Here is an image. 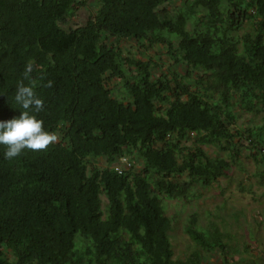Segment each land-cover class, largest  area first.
I'll list each match as a JSON object with an SVG mask.
<instances>
[{
    "label": "trees",
    "instance_id": "trees-1",
    "mask_svg": "<svg viewBox=\"0 0 264 264\" xmlns=\"http://www.w3.org/2000/svg\"><path fill=\"white\" fill-rule=\"evenodd\" d=\"M96 2L66 29L78 0H0V121L24 111L22 81L44 102L30 114L60 137L11 160L0 145V264H264V241L240 247L196 212L184 228L195 249L175 257L163 202L197 196L245 152L264 203V0ZM121 39L160 42L198 74L157 76ZM236 109L262 122L242 127Z\"/></svg>",
    "mask_w": 264,
    "mask_h": 264
},
{
    "label": "rangeland",
    "instance_id": "rangeland-1",
    "mask_svg": "<svg viewBox=\"0 0 264 264\" xmlns=\"http://www.w3.org/2000/svg\"><path fill=\"white\" fill-rule=\"evenodd\" d=\"M78 1L81 4H78L73 17L67 21L66 29L85 23L96 11V0ZM178 3V1L166 3L165 7L172 11ZM118 44L128 56L150 60L153 72L157 76L162 73L170 76L173 72L186 77L185 80L188 82L189 75L194 78L198 74L196 69L189 68L179 56L168 53L166 47L160 42H148L142 45L135 39H121ZM186 71L190 74L187 75ZM119 82L120 80L113 79L110 83V88L115 94L121 93ZM236 112L238 113L237 123L242 127H254L262 122V111L250 113L236 109ZM204 148L210 154L224 155L230 159V155L220 151L217 146L210 145ZM90 161L100 167L107 165L105 158L91 157ZM118 163H121V159ZM140 164V161L136 162V169ZM260 168L261 166H257L244 152L232 163L227 176L220 177L211 187L199 189L197 196L163 197L165 214L173 219L169 233L175 257H185L195 249L193 240L184 230L192 212L197 213L199 223L202 225L216 221L222 229L236 237L240 247L243 243H252L251 239L255 236L260 243H263L264 231L260 226L262 219L260 213L264 203L260 197L262 187L256 182L257 169ZM101 199L106 200L104 194H101Z\"/></svg>",
    "mask_w": 264,
    "mask_h": 264
},
{
    "label": "clouds",
    "instance_id": "clouds-1",
    "mask_svg": "<svg viewBox=\"0 0 264 264\" xmlns=\"http://www.w3.org/2000/svg\"><path fill=\"white\" fill-rule=\"evenodd\" d=\"M33 70V64H27L23 73L24 78L29 79ZM52 86L53 82L50 80L45 85ZM15 102L24 109L21 115L8 121H0V145L6 146L5 159L17 158L25 150L47 151L51 145L59 141L60 137L56 132L45 130L44 122L29 112L31 109L39 113L44 109V102L38 98L33 86H25L21 81L17 85Z\"/></svg>",
    "mask_w": 264,
    "mask_h": 264
},
{
    "label": "built area",
    "instance_id": "built-area-1",
    "mask_svg": "<svg viewBox=\"0 0 264 264\" xmlns=\"http://www.w3.org/2000/svg\"><path fill=\"white\" fill-rule=\"evenodd\" d=\"M124 160V159H123Z\"/></svg>",
    "mask_w": 264,
    "mask_h": 264
}]
</instances>
